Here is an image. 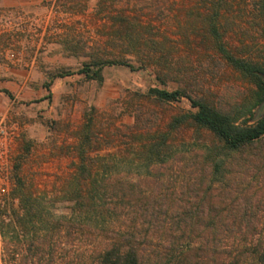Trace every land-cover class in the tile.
Segmentation results:
<instances>
[{"label": "rangeland", "instance_id": "1", "mask_svg": "<svg viewBox=\"0 0 264 264\" xmlns=\"http://www.w3.org/2000/svg\"><path fill=\"white\" fill-rule=\"evenodd\" d=\"M168 1L105 0L102 12L98 0H22L23 4L0 6V183L12 188L18 178L23 181L45 217L70 211L69 193L63 189L71 186L67 178L75 165L74 135L86 112H96L102 126L99 137L114 139L115 150L109 148L116 153L109 169L135 180L139 189L152 195L156 208V202L186 204L192 200L191 183L199 180L202 187L207 184L203 156L210 152L205 143L211 146L213 141L208 131L181 126L173 133L168 158L148 164L136 151V139L128 135L126 127L134 123L162 126L171 115L194 111L196 107L187 96L205 97L226 110L252 101L254 85L214 53L202 29L199 15L207 11L210 2L176 0L184 7L177 10V3ZM241 7L234 4L233 10L224 13L228 33L239 50L261 57L264 25L257 24L260 18L256 14ZM121 8L135 14L132 27L138 31L132 38L109 33L111 20L103 13ZM232 19L236 25L230 24ZM147 39L160 42L174 56L161 72L153 54L149 65L141 64ZM137 45L139 52L134 51ZM99 55L124 57L133 67L106 64L101 82L76 72L84 61ZM61 71L70 73L56 75ZM152 86L182 87L186 94L166 101L140 95ZM256 108L247 114L249 123L256 121ZM263 148L252 147L230 158L227 182L240 193L231 192L228 198L237 195L241 202H264ZM164 193L167 196L163 197ZM162 215L160 212L161 219ZM242 217L256 223V232L240 235L235 229L221 249H233L239 239L256 247L262 241L264 206L251 205ZM212 236L208 229H198L194 240V251L204 255L206 264L213 255ZM152 243L145 247H155Z\"/></svg>", "mask_w": 264, "mask_h": 264}, {"label": "trees", "instance_id": "2", "mask_svg": "<svg viewBox=\"0 0 264 264\" xmlns=\"http://www.w3.org/2000/svg\"><path fill=\"white\" fill-rule=\"evenodd\" d=\"M208 1L207 11L199 15L202 29L214 53L254 85L251 103L226 110L211 104L205 97L186 95L196 107L194 111L171 115L162 126L137 123L126 126L128 135L136 139V151L148 164L168 158L173 133L181 126L208 131L213 141L211 146L205 143L210 152L203 156L207 184L202 187L199 180L191 183L192 200L186 204L164 206L156 202V208L152 195L139 189L135 180L121 177L109 169L116 153L109 148L115 150L114 139L110 135L99 137L102 126L96 112H86L74 135L75 165L67 178L71 186L63 189L71 200L69 213L45 217L42 206L36 203L35 194L23 181L18 178V184L14 183L12 188L0 183V264H206L204 255L194 251L198 229H208L213 235V255L209 264H264V236L257 247L239 239L240 244L233 249H221L226 244V236L235 229L240 235H245L248 230L255 233L256 223L242 216L251 205L264 206L261 199L252 203L237 200V195L228 198L231 192L240 193L227 182L230 158L234 153H244L252 147H264V115L252 123L248 122L247 115L264 99V55L253 57L239 50L230 38L224 13L233 10L234 4L242 6L241 9L246 8L260 18L257 24L262 22L264 25V0H255L251 4L241 0L243 5L240 0ZM168 2L177 3L176 0ZM104 3L105 0H98V11L102 12ZM175 8L184 7L177 3ZM104 12L111 20V35L132 38L138 31L132 27L135 14L124 8ZM230 22L237 23L236 19ZM262 28L264 30V26ZM159 43L154 39L145 41L147 51L141 64L149 65V59L155 55L157 70L161 72L174 56ZM134 51H140L138 45ZM114 63L133 67L124 57L99 55L84 61L76 72L101 82L103 66ZM68 73L61 71L56 75ZM185 94L182 87L169 90L157 86L140 93L161 101L176 100ZM0 179H3L2 175ZM185 228L188 234L184 233ZM152 242L155 247L147 249L145 246Z\"/></svg>", "mask_w": 264, "mask_h": 264}, {"label": "water", "instance_id": "3", "mask_svg": "<svg viewBox=\"0 0 264 264\" xmlns=\"http://www.w3.org/2000/svg\"><path fill=\"white\" fill-rule=\"evenodd\" d=\"M263 80H264V76H263ZM264 115V99L261 100L258 104H257V108H256V113H255V119H259L260 117H262Z\"/></svg>", "mask_w": 264, "mask_h": 264}, {"label": "crops", "instance_id": "4", "mask_svg": "<svg viewBox=\"0 0 264 264\" xmlns=\"http://www.w3.org/2000/svg\"><path fill=\"white\" fill-rule=\"evenodd\" d=\"M20 4V3H22V0L20 1V0H0V6H8V5H14V4ZM23 4V3H22ZM1 90H3L4 92H6V90L8 91V93L7 94H10V92H9V90L8 89H1Z\"/></svg>", "mask_w": 264, "mask_h": 264}, {"label": "built area", "instance_id": "5", "mask_svg": "<svg viewBox=\"0 0 264 264\" xmlns=\"http://www.w3.org/2000/svg\"><path fill=\"white\" fill-rule=\"evenodd\" d=\"M1 188H3V187L1 186Z\"/></svg>", "mask_w": 264, "mask_h": 264}]
</instances>
